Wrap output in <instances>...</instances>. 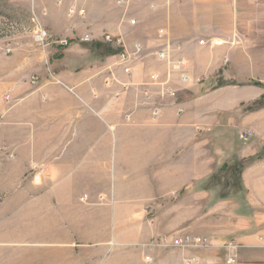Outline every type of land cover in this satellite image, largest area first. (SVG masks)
Wrapping results in <instances>:
<instances>
[{
	"label": "crops",
	"instance_id": "crops-1",
	"mask_svg": "<svg viewBox=\"0 0 264 264\" xmlns=\"http://www.w3.org/2000/svg\"><path fill=\"white\" fill-rule=\"evenodd\" d=\"M27 1L39 24L70 44L33 48L25 59L0 53V181L20 179L32 162L47 170L38 194L28 182L10 201V211L32 219L23 222L26 238L2 229L0 248L11 251L0 252L1 264L34 261L36 249L43 264H218L228 239L239 249L264 246V105L245 110L263 89L249 79L253 44L236 1ZM211 38L225 42L199 43ZM168 40L193 78L209 75L175 101L142 86L153 72L163 76L155 53ZM135 44L142 50L126 74L117 55ZM160 103L154 119L150 108ZM234 161L244 163L250 218L207 186L216 167ZM83 193L89 203L79 200ZM182 234L206 236L212 246L152 245Z\"/></svg>",
	"mask_w": 264,
	"mask_h": 264
},
{
	"label": "rangeland",
	"instance_id": "rangeland-1",
	"mask_svg": "<svg viewBox=\"0 0 264 264\" xmlns=\"http://www.w3.org/2000/svg\"><path fill=\"white\" fill-rule=\"evenodd\" d=\"M233 1H236V10L241 16L239 21L240 26L244 28L245 33L251 34L249 39H251L253 44V65L248 70L249 74L247 72L244 75L247 76L248 74L251 77L249 78L250 82L263 89V94H261L258 99H261V101L264 102V0ZM31 8L32 4L28 3L27 0H0V53L4 58L9 57L14 59H25L29 50L41 47L40 45L35 44L32 40V29L37 28V21H32V18L35 17L33 16ZM7 49L9 50L7 51ZM59 51L60 50H57L52 53H57ZM224 82L227 81L222 80L219 84ZM263 105L264 103L262 106ZM245 110H247V107ZM32 165L36 166L34 170H31ZM36 169L39 170L40 174V179L38 180L40 181L39 183L35 182L33 177ZM44 176H47V170H45L42 165L32 162L29 163L26 173L20 179L16 181H0V187L2 186V188H0V235L1 231H3L2 229L5 228L7 230L13 228L24 234V237L26 238L27 226L24 223H26L28 218L32 219L31 213L28 211H10V207L12 206L10 201H14L16 197H18L17 195L19 191H21L24 184H28V182H31V185L35 188V190H33L34 193L38 194V189L44 181ZM228 178L230 177L228 176ZM8 191L11 192L8 193ZM214 191V198L219 199L220 192L217 191V188H214ZM224 193H226L227 196L223 199H235L238 202V215L244 216L245 218L251 217L252 214L248 206V200L246 198V191L244 188L239 187L235 189H228ZM33 195L34 194L29 192V196ZM99 199H102V197L100 196ZM84 203H89V195L87 202ZM258 226L262 227L263 225ZM251 229H254V227L248 230ZM231 241L234 242L233 239L227 240L228 243ZM227 242L221 243L219 246L222 250L219 252L221 260L218 264H226L224 260L227 254V249L224 245ZM9 248L8 250L0 248V252H10L11 250ZM238 249L239 248L237 247V264H264V246L258 247L257 249L250 247L247 249L244 247H241L239 250ZM19 250L20 253L21 250L27 251V247H25V245H21ZM42 252L43 251L41 249H36L34 251L36 257L34 261L23 259L20 260L18 264H43ZM51 254H53V252H51ZM58 255V251H56L55 256L58 257ZM70 257V262H73V256L71 255ZM2 262L3 261L0 260V264ZM6 264H10V259L6 261ZM52 264H58V260H52Z\"/></svg>",
	"mask_w": 264,
	"mask_h": 264
},
{
	"label": "built area",
	"instance_id": "built-area-1",
	"mask_svg": "<svg viewBox=\"0 0 264 264\" xmlns=\"http://www.w3.org/2000/svg\"><path fill=\"white\" fill-rule=\"evenodd\" d=\"M140 0H116L118 5H128L129 3L138 2ZM73 8H69V12H72ZM79 13H82L83 10H79ZM32 21H37L35 18H32ZM130 23L134 24L135 20L130 19ZM165 34L164 29L158 30V35L163 36ZM84 39H88V37H84ZM32 40L35 44L40 46L45 45H55L58 48H66L70 44V40L67 37H53L49 31L39 24L37 21V28L32 29ZM225 41L218 38L211 39H200V44H208L210 46H217L223 44ZM9 49H7L8 51ZM142 48L140 44L134 45L133 53H128L122 51L117 55V65L122 67V70L126 74H130V66L129 63L132 61V56L139 55ZM178 47L174 46L169 40L165 42L164 46L158 49L155 53L156 58L164 64V72L161 77L158 72H153L150 75V81L144 83L142 86L146 87L151 85L156 88L155 93L161 99H172L176 100L178 97L179 91L192 83H199L201 81L207 80L209 78L208 74H203L199 78H193L190 71L187 68V60L184 55L177 52ZM35 77H32V80ZM110 79L116 80L113 74H110ZM105 83H108V79H105ZM144 93L148 96L149 90L145 89ZM163 103L153 105L150 108L152 118H157L160 114V109ZM176 106L177 113H181L183 108L180 106L178 102H174ZM251 131L244 132L240 135L241 138H246L247 135H250ZM35 165L31 166V170L35 169ZM41 168V167H40ZM35 182L39 183L40 179L39 170L36 169L33 174ZM88 194L84 193L79 197L81 202H87ZM152 245L162 246V247H178L182 249L187 248H207L212 246L211 241L206 236L202 235H192V234H182L174 237L160 236L158 237ZM225 248L227 249V254L225 256L224 262L226 264H237V245L234 242L225 243ZM146 261H150L151 258L149 256L145 257Z\"/></svg>",
	"mask_w": 264,
	"mask_h": 264
},
{
	"label": "trees",
	"instance_id": "trees-1",
	"mask_svg": "<svg viewBox=\"0 0 264 264\" xmlns=\"http://www.w3.org/2000/svg\"><path fill=\"white\" fill-rule=\"evenodd\" d=\"M263 103L264 102L261 101V99H257L252 103V105H249L247 109L250 110L261 107ZM243 166V162L234 161L230 165H222L220 167H216L214 172L208 178L207 186L217 188V191L220 192V198L226 197L227 194L224 193L226 190L242 187L240 173ZM228 176L230 178H228Z\"/></svg>",
	"mask_w": 264,
	"mask_h": 264
}]
</instances>
